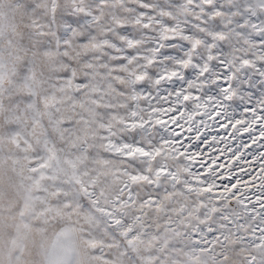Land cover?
<instances>
[{
    "label": "rangeland",
    "instance_id": "rangeland-1",
    "mask_svg": "<svg viewBox=\"0 0 264 264\" xmlns=\"http://www.w3.org/2000/svg\"><path fill=\"white\" fill-rule=\"evenodd\" d=\"M6 4L0 264H264V119L229 107L239 119L201 146L192 129H212L202 93L216 76L193 85L197 99L146 75L166 66L154 50L195 32L203 0ZM192 55L211 52L202 41ZM232 92L241 107L264 100ZM241 136L255 154L230 156Z\"/></svg>",
    "mask_w": 264,
    "mask_h": 264
},
{
    "label": "snow or ice",
    "instance_id": "snow-or-ice-1",
    "mask_svg": "<svg viewBox=\"0 0 264 264\" xmlns=\"http://www.w3.org/2000/svg\"><path fill=\"white\" fill-rule=\"evenodd\" d=\"M203 3L206 5L205 15L198 24L193 25L195 32L185 33L179 41L169 39L167 43L170 47L166 50H154L157 57L166 62V66L159 71L146 70V75L155 78L157 88L164 94H179L183 89L192 88L197 99L201 98V93L193 85H200L209 81L213 75L216 76L215 82L207 83L202 93L203 97L212 101L217 114L212 129L207 135L201 134L199 128L192 129L193 135L199 137L198 144L208 147L212 146L206 145L211 136L221 135L215 128L231 123L234 118L239 119L238 113L229 115L227 108H239L245 113L258 112L261 119H264V100L260 101L259 108L252 103L241 107L232 92L237 89L246 94L251 93L252 97L264 96V0H203ZM66 22L71 27L80 23L81 18L68 17ZM195 33L200 34L199 38L192 43L184 42L192 40ZM202 41L204 47L210 49L211 55L196 58L192 52ZM126 62L127 59L121 60V63ZM169 68L172 69L170 72ZM136 78L144 77L138 74ZM140 87L146 88V85L141 84ZM259 130L264 131V128ZM239 141L237 143L234 139L228 145L232 148L230 156L240 150L255 154L246 149L248 141L244 136ZM261 147H264V142Z\"/></svg>",
    "mask_w": 264,
    "mask_h": 264
},
{
    "label": "clouds",
    "instance_id": "clouds-1",
    "mask_svg": "<svg viewBox=\"0 0 264 264\" xmlns=\"http://www.w3.org/2000/svg\"><path fill=\"white\" fill-rule=\"evenodd\" d=\"M9 7H10V5L6 4L3 9H0V17H4L8 14ZM67 259H68L67 256L57 258V260L55 261V264H66Z\"/></svg>",
    "mask_w": 264,
    "mask_h": 264
}]
</instances>
